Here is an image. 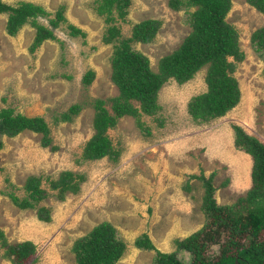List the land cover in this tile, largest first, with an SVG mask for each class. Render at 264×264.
Wrapping results in <instances>:
<instances>
[{"label": "rangeland", "instance_id": "1", "mask_svg": "<svg viewBox=\"0 0 264 264\" xmlns=\"http://www.w3.org/2000/svg\"><path fill=\"white\" fill-rule=\"evenodd\" d=\"M2 1L12 6L19 1L40 5L51 14L38 19L45 25L62 7L67 22L85 33L83 38L70 37L66 24L61 25L55 30L61 43L45 41L30 52L34 29L25 26L9 37L5 33L7 13L0 14V109L43 117L52 140L49 147H42L37 133L0 135V230L9 243L35 244L37 260L33 264H74L73 241L102 222L112 224L126 244L123 257L115 264H154V251L133 246L136 237L145 233L157 251L170 254L177 250L176 239L200 231L205 224L204 190L201 182L188 177L211 176L218 205L231 206L245 196L251 186V160L234 148L232 126L264 144V61L249 43L251 33L264 26V15L246 0H231L225 18L237 30L245 55L234 72L241 93L238 104L220 118L194 123L186 104L205 91L206 67L181 85L170 80L158 92L160 109L154 118L141 116L149 135L140 132L131 116L118 119L108 131L113 146L119 149L115 161L107 157L80 160L82 148L93 134L94 101L107 102L105 108L110 112L108 99L118 95L110 80V56L116 42L102 43L108 24L105 15L95 13V0ZM127 11L124 22H113L122 39L131 35L136 23L161 22L152 42L132 43L149 58L153 70L190 32L185 10L170 9L168 0H130ZM88 70L95 76L85 85L82 77ZM71 105H79V113L71 122L60 121ZM155 119L163 121L162 125ZM66 170L84 179L76 193L65 192L61 199L49 181ZM32 175L42 177L40 187L46 197L35 202V208L20 210L7 195L28 197L24 186ZM40 207L48 211L49 222L38 220ZM212 249L217 255V246ZM2 251L0 248V264H12L2 257ZM178 254L181 259L188 257L184 251Z\"/></svg>", "mask_w": 264, "mask_h": 264}, {"label": "trees", "instance_id": "2", "mask_svg": "<svg viewBox=\"0 0 264 264\" xmlns=\"http://www.w3.org/2000/svg\"><path fill=\"white\" fill-rule=\"evenodd\" d=\"M246 1L264 15V0ZM94 3L95 13L105 15L108 24L101 37L102 43L116 42L110 56V80L116 86L118 95L108 99L111 113L105 108L107 102L100 99L94 101L93 134L82 148L81 161L104 157L111 161L118 159L119 149L113 146L108 137V131L115 127L117 120L131 116L140 132L149 135V127L141 121V116L154 118L160 109L158 92L162 86L170 80L181 85L191 80L204 66L206 89L192 96L186 104V112L191 121L205 123L220 118L238 104L241 93L234 72L237 63L245 55L239 46L237 30L225 19L231 8V0H168L170 9L185 10V24L190 32L176 50L159 59L157 70L151 68L149 58L135 49L132 43L152 42L161 22L145 20L136 23L131 29V35L122 39L119 27L113 22L125 21L130 0H95ZM63 11L59 7L45 25L38 19L50 17L51 14L40 5L19 1L12 6L0 0V14L7 13L5 33L9 37H15L25 26L34 29L30 52L45 41L61 43L55 36V30L64 24L68 36L85 37L84 31L67 22ZM249 43L264 61V26L251 33ZM94 76V72L88 70L82 77L83 83L89 85ZM132 102H136L137 106ZM79 111V105L69 106L60 121L71 122ZM155 120L162 125L163 121ZM232 130L234 148L248 155L251 160L249 190L235 204L221 206L214 198L215 188L211 176L205 178L200 174L188 177L201 182L204 190L202 211L205 224L200 231L184 239H176L174 243L177 250L170 254L157 251L147 234L136 237L133 246L140 250L154 251V264H264V144L246 134L239 126H232ZM23 131L41 135L42 147L51 145L50 129L43 117H26L14 113L11 108L0 109L1 136L14 137ZM1 147L0 142V150ZM50 149L55 150V147L51 146ZM83 179V175L66 170L59 174L58 179L50 180L49 186L57 190V196L62 199L65 192L76 193ZM41 183V176H29L24 186L28 197L17 198L11 193L7 196L18 209H33L35 202L46 197V191L40 187ZM185 190H190L188 182ZM37 218L42 222L50 221L49 213L43 207L37 210ZM216 229H219L217 235L214 234ZM221 231L222 235L219 234ZM212 245L217 246V255ZM0 248L3 250L2 257L12 264H33L37 260L34 243H9L1 230ZM125 250V242L109 222L95 225L86 235L76 238L71 246L74 264H115L123 257ZM179 251H184L188 257L181 259L178 257Z\"/></svg>", "mask_w": 264, "mask_h": 264}]
</instances>
